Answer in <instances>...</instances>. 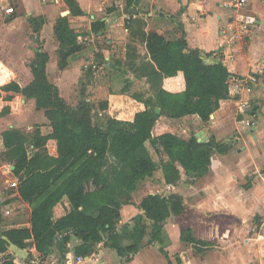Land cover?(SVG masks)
Returning <instances> with one entry per match:
<instances>
[{
  "label": "crops",
  "instance_id": "1",
  "mask_svg": "<svg viewBox=\"0 0 264 264\" xmlns=\"http://www.w3.org/2000/svg\"><path fill=\"white\" fill-rule=\"evenodd\" d=\"M77 1L83 11L80 15L73 14L65 0H0V133L33 125H39L43 134L52 130L45 109L37 106L36 98L21 94L9 98L2 89L11 81L21 86L33 81L30 64L38 52L49 55L48 79L73 106L82 98L100 102L113 96L115 108L125 105V94L155 98L161 79L144 69L151 57L143 33L150 31L169 38L182 36L191 48L199 50L206 63L223 62L231 72L229 86L234 78L250 73L257 74L261 82L256 86L251 112L255 126L244 122L245 116L238 108L240 100L249 94L237 95L230 88L229 96L221 100L207 123L196 113L178 118L162 114L157 119L153 135L172 132L189 140L192 136L198 139L201 131L203 142L214 138L224 150L213 149L204 173L188 175L179 165L181 178L173 184L166 182L158 157L147 143L157 163L156 170L138 183L130 201L123 204L117 225L118 229L134 225L139 216L143 217L148 233L139 251L122 256L105 245L108 234H104L92 254L79 255L75 248L82 240L72 235L64 253L54 246L44 255L47 264H51L52 257L59 264H264V0H248L245 11L255 15L257 23L248 33L232 40L222 34L232 14V0H140L126 9L117 8L114 0ZM8 7H13L12 13L6 12ZM62 16L69 18L82 48L69 55L61 68L55 24ZM137 19L146 24L139 27ZM126 22L129 27L124 25ZM93 25H101V29L97 31ZM90 62L99 67H89ZM40 149L33 141L29 143V155ZM0 169L4 171L0 170V205H26L28 220L24 222L19 214H14L13 227H31L32 207L18 190L9 196L12 198L8 204L2 205L8 195V181L18 186L19 179L1 156ZM100 170L112 193L123 197L127 192L125 169L110 150ZM251 174H255V181L243 184ZM173 191L184 196L185 209L167 218L161 241L148 243L151 221L145 216L141 201L150 193L166 195ZM71 209V201L64 195L54 207L53 219ZM8 214L7 211L5 215ZM187 228L197 238L213 242L212 247L198 250L182 240L181 233ZM129 240L123 239L122 243ZM27 250V258L39 253L34 245ZM78 256L84 260L78 261Z\"/></svg>",
  "mask_w": 264,
  "mask_h": 264
},
{
  "label": "trees",
  "instance_id": "2",
  "mask_svg": "<svg viewBox=\"0 0 264 264\" xmlns=\"http://www.w3.org/2000/svg\"><path fill=\"white\" fill-rule=\"evenodd\" d=\"M65 1L73 14L83 13L77 0ZM139 1L127 0V3L130 7ZM136 23L139 27L146 24L142 19ZM101 25H93V29L99 31ZM55 34L62 68L68 56L82 45L67 16L57 19ZM143 37L151 57L144 69L161 79L157 94L155 98L125 94V105L121 108L113 107V96L100 101L98 108L108 111L105 125L94 122V104L86 98L73 106L61 96L58 86L48 79L46 52H38L31 62L34 79L30 84L21 86L11 81L2 87L9 98L19 94L36 98L37 106L45 109L52 130L43 134L39 125H33L0 133V156L19 179V195L32 207L31 227L1 230L0 254L9 253L14 259L4 235L22 248L34 245L42 256L48 255L54 246L64 253L74 235L82 240L75 248L76 253L90 255L104 234H108L105 245L120 255L136 253L145 244L148 233L143 217L139 216L134 225L126 224L120 229L117 225L123 204L130 201L138 183L156 170L157 163L147 143L158 157L166 182L173 184L181 178L179 165L188 175L201 174L208 170L213 149L224 150L214 138L203 142L192 136L187 140L172 132L153 135L152 130L162 114L178 118L196 113L203 122H209L221 100L229 96L228 67L223 62L206 63L199 50L191 48L182 36L169 38L150 31L143 33ZM156 107L161 108V113L156 112ZM31 141L41 149L29 155ZM109 150L125 169L127 192L123 197L112 193L100 170ZM64 195L69 197L72 209L54 220V207ZM140 206L151 221L148 240L151 243L162 240L167 218L184 211L185 199L175 191L166 195L150 193L143 197ZM59 233L63 234L61 239L57 238ZM126 238L130 240L123 244ZM181 239L198 250L213 245L194 236L190 228L182 231ZM14 262L5 260L3 264Z\"/></svg>",
  "mask_w": 264,
  "mask_h": 264
},
{
  "label": "built area",
  "instance_id": "3",
  "mask_svg": "<svg viewBox=\"0 0 264 264\" xmlns=\"http://www.w3.org/2000/svg\"><path fill=\"white\" fill-rule=\"evenodd\" d=\"M114 4L117 8L126 9L128 6L127 0H114ZM248 4V0H232L231 7H232V14L229 21L223 26L222 34L227 37L229 40L234 38H238L245 33H248L250 28L257 23V17L253 14H250L245 11V7ZM7 13L13 12V7H8L6 9ZM88 66L92 67L93 69H97L99 67L98 63L90 62ZM261 79L257 74L250 73L244 76L234 78L233 82L230 86V91L235 92L237 95H241L244 93L249 94L248 97L243 98L239 102V112L243 114L244 122L247 125L255 126L256 120L251 114L254 108L253 98L256 95V86L259 85ZM11 186H17L15 182H10ZM68 231L67 233H70ZM63 236L62 233L57 234V238L61 239ZM12 256L14 253L11 251ZM12 259L9 253H1L0 254V264H3L5 260H13L15 261L14 264H47V257L44 255L42 256L40 253L33 255L31 258L22 259L17 257L16 255L13 256ZM83 261V256H78V261ZM51 264H59L55 257L51 258Z\"/></svg>",
  "mask_w": 264,
  "mask_h": 264
},
{
  "label": "rangeland",
  "instance_id": "4",
  "mask_svg": "<svg viewBox=\"0 0 264 264\" xmlns=\"http://www.w3.org/2000/svg\"><path fill=\"white\" fill-rule=\"evenodd\" d=\"M124 25H126L127 27L130 26L127 22L124 23ZM81 30H82V28H81ZM38 42H39V44L41 43L40 40ZM29 59L31 60L32 58L29 57ZM92 103L94 104V111H93L94 112L93 113L94 122H98L101 125H105L106 118H107V115H108V111L99 109L98 108L99 102H97V101L94 102L93 101ZM114 105H115V103H114ZM262 121H264V119H262ZM258 137H259V135H258ZM30 147H31V145H30ZM5 169L7 170V168H5ZM1 171L4 172L3 169ZM5 175L6 174L4 173V177H6ZM248 181L249 182L255 181V174H251V175L247 176V178L245 180H243V184L247 183ZM8 182L10 184V181H8ZM0 185H1V182H0ZM7 190H8V193H7L8 195H7V198H5V200L2 203V205L3 204H8L10 202V199L12 197L9 198V196H12V194L17 190V187L9 185V186H7ZM165 192H166V190H163V193H165ZM0 208H1L0 209V213H1V215H0V228L1 229L2 228L3 229L12 228L13 225H16V222H13L14 221L13 217L15 216L14 214H19L20 217H21V220L24 221V222H26L28 220L29 212H28V207L26 205H17L16 208L14 206L5 207V206H1L0 205ZM7 211L9 212V214L5 215ZM175 256L177 257V254Z\"/></svg>",
  "mask_w": 264,
  "mask_h": 264
},
{
  "label": "water",
  "instance_id": "5",
  "mask_svg": "<svg viewBox=\"0 0 264 264\" xmlns=\"http://www.w3.org/2000/svg\"><path fill=\"white\" fill-rule=\"evenodd\" d=\"M155 110H156L157 113H161V108H160V107H156ZM202 134H203V132H201V131H200L199 133H197L198 139H199L200 141L203 140V138H202ZM0 232H1V228H0ZM3 237H4V238L10 243L9 249H10V251H12L17 257L22 258V259H26V258L28 257L29 252H28L27 249L22 248V247L18 246L17 244L13 243V242L9 239L8 236L4 235Z\"/></svg>",
  "mask_w": 264,
  "mask_h": 264
}]
</instances>
